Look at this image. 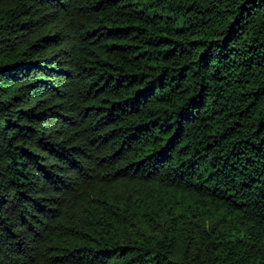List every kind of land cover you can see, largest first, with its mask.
Instances as JSON below:
<instances>
[{"label": "trees", "instance_id": "16d2710c", "mask_svg": "<svg viewBox=\"0 0 264 264\" xmlns=\"http://www.w3.org/2000/svg\"><path fill=\"white\" fill-rule=\"evenodd\" d=\"M0 264H264V0H0Z\"/></svg>", "mask_w": 264, "mask_h": 264}]
</instances>
